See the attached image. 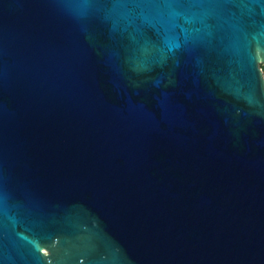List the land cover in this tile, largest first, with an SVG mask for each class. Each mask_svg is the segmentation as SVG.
Masks as SVG:
<instances>
[{
  "label": "water",
  "instance_id": "1",
  "mask_svg": "<svg viewBox=\"0 0 264 264\" xmlns=\"http://www.w3.org/2000/svg\"><path fill=\"white\" fill-rule=\"evenodd\" d=\"M264 0H0V264H264Z\"/></svg>",
  "mask_w": 264,
  "mask_h": 264
},
{
  "label": "rangeland",
  "instance_id": "2",
  "mask_svg": "<svg viewBox=\"0 0 264 264\" xmlns=\"http://www.w3.org/2000/svg\"><path fill=\"white\" fill-rule=\"evenodd\" d=\"M262 67L264 68V62H261ZM264 70V69H263Z\"/></svg>",
  "mask_w": 264,
  "mask_h": 264
},
{
  "label": "bare ground",
  "instance_id": "3",
  "mask_svg": "<svg viewBox=\"0 0 264 264\" xmlns=\"http://www.w3.org/2000/svg\"><path fill=\"white\" fill-rule=\"evenodd\" d=\"M264 69V68H263Z\"/></svg>",
  "mask_w": 264,
  "mask_h": 264
}]
</instances>
